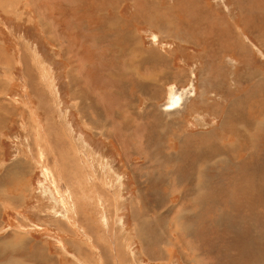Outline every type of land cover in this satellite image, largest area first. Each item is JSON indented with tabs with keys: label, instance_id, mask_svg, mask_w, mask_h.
<instances>
[{
	"label": "rangeland",
	"instance_id": "rangeland-1",
	"mask_svg": "<svg viewBox=\"0 0 264 264\" xmlns=\"http://www.w3.org/2000/svg\"><path fill=\"white\" fill-rule=\"evenodd\" d=\"M261 35L264 0H0V38L12 58L0 68H9L0 95V240L41 243L54 264H232L224 233L202 244L198 236L213 221H200L209 201L200 195L204 166L186 170L169 155L229 123L221 149L238 139L241 162L253 139L264 159V112L255 113L264 102ZM69 73L89 106L85 121ZM172 95L180 103L166 111ZM245 213L235 228L254 230L257 257L264 220L249 204ZM140 226L163 234L166 250ZM211 240L221 250L216 262L206 253ZM239 264H264V255Z\"/></svg>",
	"mask_w": 264,
	"mask_h": 264
},
{
	"label": "bare ground",
	"instance_id": "bare-ground-1",
	"mask_svg": "<svg viewBox=\"0 0 264 264\" xmlns=\"http://www.w3.org/2000/svg\"><path fill=\"white\" fill-rule=\"evenodd\" d=\"M258 39H260L264 42V36L263 35H261V37L256 38L257 41H258ZM260 40H259V42H260ZM238 55H239V53H238ZM9 59H10V61L8 64L12 63V58H9ZM241 60H242V63L245 61L242 57H241ZM31 64L32 63L29 64L28 61H26V66H25V71H24L29 83H32V81L35 80V73L33 72V70L35 68L33 69ZM243 72L245 75L246 71L243 70ZM1 78H4V77H1ZM156 80H157V78H156ZM68 81L70 84L69 85V94H70L71 100L76 101V105H77L76 107L79 109L80 117H81L82 121H85L84 112H85V110H87V108L89 106L86 105V101L84 102L83 98L79 94L80 92H78L79 89L77 88V85L71 79V73L68 74ZM261 81L264 82V80H261ZM0 85H2L1 79H0ZM3 87H4V85H3ZM35 89H37V87ZM262 89L264 90L263 87H262ZM250 91H251V89H250ZM259 98H257V99H259ZM242 99H244V97ZM262 99L264 101V96L262 97ZM168 101L169 102L164 107V110H166V111L167 110L170 111L171 109L176 108V106H178L180 103V98H178L177 95H172L171 99ZM82 102H84V103L82 104ZM263 105H264V102L257 105V106H261V107H259L261 112H264V106ZM0 111H1V109H0ZM2 119L3 118H0V120H2ZM248 125H252V127L254 126L253 124H248ZM259 125H264V121L259 123L257 126H259ZM164 126H166V125L164 124ZM230 127H231V125L229 123H224L218 129L211 130L208 133H203L202 136H201V134L197 135V139L189 141L191 143H190V146H189L187 151H182L183 147L188 144L187 142H185V140H182L181 141L182 147H180L179 152L174 153L173 155H169V156L172 159H176L179 161L183 160L185 162L186 170H191L193 165L196 166L195 169H197V167L201 168V166H204L203 173L205 174V178H204L205 180L203 182V185H201V186L199 184L198 185L201 188V191H200L201 198L203 200H209V201L207 202V204H204L206 206L202 210L203 215H202L200 221L204 220L203 222L205 224L206 223L205 220H207L206 219L207 216H209L211 218V220H213V221H211L212 223L205 224V226L208 227V231L199 232L198 236L200 238V242L202 244L203 240H207V239H211V238L218 239L219 235L221 233H224L226 242H228L226 247H224V248L226 250H230L232 252V254H233V255L231 254L232 255L231 260L233 261L232 264H239L240 261L254 262V260L256 258L264 255V249H263L262 252L259 251L260 255L256 257V253L254 251L256 249V247L253 246L255 244L252 245L253 237L255 236L254 230H249L248 226H246V227L244 226V228H240V229L235 228V222L238 221V217L236 216L237 212H238V214L239 213L242 214L243 217H246V218L249 217V215L245 213V210L247 208V204L251 205L252 210L256 211V213L257 212L259 213L258 216L260 218V224L264 220L263 219V217H264V199L262 197L263 193H264V176H262V175H264V159H263V157L261 158L257 154V152L255 153L256 150L254 151V148L256 147V145L254 144L253 139H250V142H248L249 145L246 146L247 147V149H246L247 154L241 162L234 161L238 157V155H237L238 152H235V149L238 146V142H239L238 139H236L235 144H226V149L223 151L221 149L222 144L219 141L218 135H219V133L222 134L224 130L230 129ZM103 132H105V130H103ZM96 133H98V132L96 131ZM47 135H48V132H47ZM248 136H249V134H248ZM203 137H206V138L203 139ZM241 150H242V147L240 146V151ZM249 150H250V152H249ZM202 152H205V158H207V159H202L200 157V154ZM176 154H178V156H176ZM216 167H218V169L215 172ZM106 173L107 172L105 170L103 174L105 175ZM109 175H110V177L112 176V174H109ZM113 176L117 180V177L115 175H113ZM115 179H114V181H115ZM255 179H256V181H254ZM194 186L197 187V184L195 183ZM112 187L114 189V195L117 196L119 194V192H118V194H117V192H115V189H117V187H118L117 182L112 183ZM193 189H195V187ZM195 191H198L197 188L195 189ZM7 195L3 194V199L5 200V202L10 201V198ZM138 196H140V194H138ZM142 197L145 198V195L142 194L140 196V198H142ZM159 199H162V198L159 197L158 200ZM14 200H16V199H14ZM132 202H133V200H132ZM15 204H17V203H15ZM116 204L117 203L115 202V205ZM157 204L161 205V207L163 208L162 205H164V204H160L159 202H157ZM221 205L226 207V209H221ZM114 208H115V206H114ZM110 211H112V209ZM131 212H133V211H131ZM162 212H163V210L160 209V211L159 210H158V212L156 211V214L160 216L162 214ZM165 212H166V210H165ZM78 215L80 217V222L83 224V226L85 227V230L87 231L89 229V225H90L88 223L89 220L84 217V214H82V212H78ZM107 217H109V216H107ZM197 217H200V216H197ZM104 219H105V216H104ZM240 219H243V218H239V220ZM253 220H254V218H253ZM256 220H257V218H256ZM137 221H138V219H137ZM104 222H106V219ZM140 222H142V220ZM244 222L248 223L246 221H244ZM250 223H252V222H250ZM260 224H259V226L261 227ZM93 229H94V227H93ZM252 229H253V227H252ZM156 230H158V232H159L158 234H161L160 228L157 227ZM156 230H153V231L157 232ZM227 232H228V234H227ZM89 233L92 235L93 240L97 243L98 242L97 231L92 230V233L91 232H89ZM137 233L138 234L142 233L143 236L146 237V241H154L155 244L159 243L158 247L160 248V250H166V247L164 245H167V246L169 245L168 240L166 238H164V239L162 238L163 234L161 236L160 235L158 236V238L161 240L159 242V239L156 238L157 236L155 235V233H152L149 231H144L142 226H140V228L137 229ZM226 234H227V236H226ZM7 238L0 240V246H3L5 248V249H0V256H1L0 257V264H3V263L4 264H35L36 261L43 263V264H46L44 262L45 260H48V264H54L55 263V261H54L55 259L52 260L50 258L49 254L44 250L43 245L41 243H33L27 237L21 238L19 241H16V243H13L9 238L8 239ZM255 239H256V237H255ZM162 240H163V242H162ZM235 240H236V246L233 243ZM206 246L209 249V251L206 253L209 255H212L213 259L215 260L214 262H216V260L218 259V256H221V250H220V252H219V249L215 250L217 243H215V242H213V240H211L209 243H207ZM26 248H28L29 251L25 250ZM240 253L242 255V258H241ZM23 254L26 256L24 257ZM3 256H4V259H2ZM107 261H109V260H107ZM222 261H223V258H222ZM105 264H107V263H105Z\"/></svg>",
	"mask_w": 264,
	"mask_h": 264
},
{
	"label": "crops",
	"instance_id": "crops-1",
	"mask_svg": "<svg viewBox=\"0 0 264 264\" xmlns=\"http://www.w3.org/2000/svg\"><path fill=\"white\" fill-rule=\"evenodd\" d=\"M261 42H263V41H261ZM6 43L7 42H5L4 37H1L0 38V68L2 67L3 64H7L8 65V63L10 61V59H9L10 58V53H9L8 48H6ZM1 71H0V79H1L2 85H0V90L2 89L3 91L2 90L0 91V95L2 93L6 94L9 91V86H8V83H9V79H8V77H9V74H8L9 73V68L6 66V69H5V71H7L6 75H4V73H2ZM1 77H4V78H1ZM4 79L6 80L7 85H4V87H3ZM0 109H1V112L3 114V112L5 110L3 108V104L2 105L0 104ZM258 112H260L259 108H257V110H255V113H258ZM253 115L254 114L252 113L251 116H253ZM0 118L4 119L3 115H1ZM253 120H258V119L253 118ZM249 124H253V122L249 120ZM2 153H3V156H4V151H2Z\"/></svg>",
	"mask_w": 264,
	"mask_h": 264
}]
</instances>
